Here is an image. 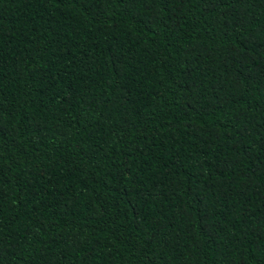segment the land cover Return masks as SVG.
<instances>
[{"label":"trees","instance_id":"obj_1","mask_svg":"<svg viewBox=\"0 0 264 264\" xmlns=\"http://www.w3.org/2000/svg\"><path fill=\"white\" fill-rule=\"evenodd\" d=\"M0 264H264V0H0Z\"/></svg>","mask_w":264,"mask_h":264}]
</instances>
